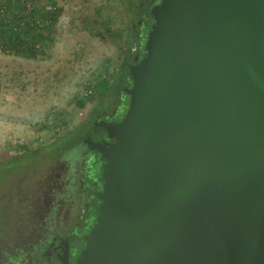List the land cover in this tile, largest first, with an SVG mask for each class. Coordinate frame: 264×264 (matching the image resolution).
Segmentation results:
<instances>
[{
	"label": "water",
	"instance_id": "water-1",
	"mask_svg": "<svg viewBox=\"0 0 264 264\" xmlns=\"http://www.w3.org/2000/svg\"><path fill=\"white\" fill-rule=\"evenodd\" d=\"M77 264H264V0H162Z\"/></svg>",
	"mask_w": 264,
	"mask_h": 264
},
{
	"label": "rangeland",
	"instance_id": "rangeland-1",
	"mask_svg": "<svg viewBox=\"0 0 264 264\" xmlns=\"http://www.w3.org/2000/svg\"><path fill=\"white\" fill-rule=\"evenodd\" d=\"M26 1V12L56 7L60 16L54 42L40 44L37 59L0 49V150L51 143L71 134L96 107L115 108L129 85L120 73L132 58L142 19L128 0ZM6 219L0 207V236Z\"/></svg>",
	"mask_w": 264,
	"mask_h": 264
},
{
	"label": "flooded vegetation",
	"instance_id": "flooded-vegetation-1",
	"mask_svg": "<svg viewBox=\"0 0 264 264\" xmlns=\"http://www.w3.org/2000/svg\"><path fill=\"white\" fill-rule=\"evenodd\" d=\"M145 29L148 23L141 19L127 69L146 56ZM130 100L121 89L115 108L96 107L69 135L23 151L2 147L0 207L7 219L0 264H77L104 204V155L116 141L104 124L122 123Z\"/></svg>",
	"mask_w": 264,
	"mask_h": 264
},
{
	"label": "trees",
	"instance_id": "trees-1",
	"mask_svg": "<svg viewBox=\"0 0 264 264\" xmlns=\"http://www.w3.org/2000/svg\"><path fill=\"white\" fill-rule=\"evenodd\" d=\"M161 1L128 0V3L131 11H137L142 20H145L146 24L148 23V31H150V25L154 23L150 11ZM26 10V0H0V49L11 48L28 58L37 59L40 55V51H38L40 44L54 42V28L58 23L60 11L56 7L51 8V11L48 12L44 9L34 8L27 12ZM37 14L42 17L41 20H36ZM122 75L127 78L129 76L126 63L122 67L120 76ZM103 89L105 93L109 90V86L104 85ZM117 90L120 91L118 87Z\"/></svg>",
	"mask_w": 264,
	"mask_h": 264
}]
</instances>
